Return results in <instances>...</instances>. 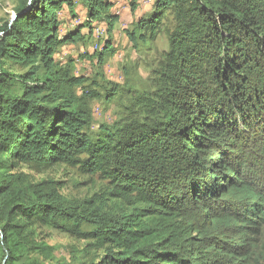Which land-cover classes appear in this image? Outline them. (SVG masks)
<instances>
[{
  "label": "trees",
  "instance_id": "1",
  "mask_svg": "<svg viewBox=\"0 0 264 264\" xmlns=\"http://www.w3.org/2000/svg\"><path fill=\"white\" fill-rule=\"evenodd\" d=\"M116 7L19 0L0 22V264H67L43 227L102 252L80 264H252L264 224V0H157L137 31L153 36L170 8L178 24L149 91L77 76L76 60L57 58L97 22L110 32ZM94 51L98 64L116 54L111 39ZM97 87L125 103L91 134ZM63 163L106 183L70 198L60 180L24 170Z\"/></svg>",
  "mask_w": 264,
  "mask_h": 264
},
{
  "label": "rangeland",
  "instance_id": "2",
  "mask_svg": "<svg viewBox=\"0 0 264 264\" xmlns=\"http://www.w3.org/2000/svg\"><path fill=\"white\" fill-rule=\"evenodd\" d=\"M156 1L117 0L115 10L120 15V19L110 32L107 31L106 24L97 22L94 25L95 28L97 27L94 33L99 38L93 35L77 44H64L60 47L57 58L64 62L69 57L73 58L76 60L75 75H84L91 81L97 79L100 84H105L106 80L124 86L126 83L136 84L138 90L153 89L154 87L150 88V86L162 71L164 54L171 50V35L178 24L175 8H170L163 11V18L157 23L153 36L150 30L143 29L141 33L137 31L140 20L149 18L157 12ZM18 3L19 0H0V22L14 18L15 7ZM78 9L81 12V17H84L86 10L79 2ZM68 22L69 20L66 18L63 20V28L67 27ZM132 31L144 34L146 39H139L137 43L132 42L130 39ZM83 32L87 33V29H84ZM106 39H111L114 48H116V54L107 56L103 64H98L91 57L95 52V43L99 41L102 47ZM86 53L88 56H84ZM97 74H99L98 77ZM95 88V86L92 87V89ZM97 90L101 93V97L92 103V125L88 130L91 134H96L103 124L112 125L118 121L123 109L122 104L125 103V100L120 97L106 103L104 88L97 87ZM24 170L30 173L34 180L43 178L60 180L63 194L70 198L90 196L106 183L102 177L100 178V175L92 176L78 164L63 163L44 168L27 165L24 166ZM259 229L260 232L257 235H252L250 240L251 250L255 256L252 264H264V224ZM40 233L46 242L54 246L56 259L64 263L80 264L83 261L97 259L102 254V252L91 250L87 246L88 241L52 227H43L40 229Z\"/></svg>",
  "mask_w": 264,
  "mask_h": 264
},
{
  "label": "bare ground",
  "instance_id": "3",
  "mask_svg": "<svg viewBox=\"0 0 264 264\" xmlns=\"http://www.w3.org/2000/svg\"><path fill=\"white\" fill-rule=\"evenodd\" d=\"M101 32V31H100ZM100 35V34H99Z\"/></svg>",
  "mask_w": 264,
  "mask_h": 264
}]
</instances>
